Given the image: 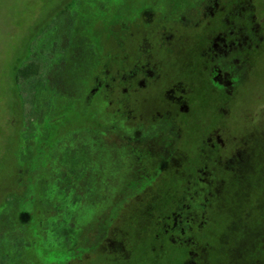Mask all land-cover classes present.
Wrapping results in <instances>:
<instances>
[{
  "label": "rangeland",
  "instance_id": "374dc122",
  "mask_svg": "<svg viewBox=\"0 0 264 264\" xmlns=\"http://www.w3.org/2000/svg\"><path fill=\"white\" fill-rule=\"evenodd\" d=\"M109 1L112 4L120 0H0V264H64L65 247L77 237L74 226L79 220L75 213L67 219L64 211L74 212L79 196L76 191L70 193L69 200L63 196L65 174L60 164L78 156L79 144L75 141L79 143L85 136L92 141L95 136L94 125L87 126L90 116L86 110L99 115V97L87 105L85 96L90 88L85 87L92 79L93 66H99L98 52L109 50L111 26L122 17L119 5L113 7L111 17L104 13V4ZM122 1L132 5L138 2ZM146 1L140 0L135 6L140 9ZM250 2L241 0L238 8ZM260 5L264 15V2ZM245 12L241 20L227 27L212 20L206 31L209 36L215 31L228 32L237 23L252 40L254 54L246 65L249 70L227 100V108L233 134L248 137L255 147V176L243 190L232 181L224 192L212 188L213 202L205 211L206 234L196 233L200 264H264V181H258L264 177V19L259 14L255 24ZM192 31L180 32L188 56L200 48L187 41ZM34 55L41 72L32 99L29 96L25 101L22 99L27 94L21 95L15 75L17 68ZM200 100L196 107L201 112L213 111L219 101L208 97ZM183 118L190 120L193 116ZM100 125L105 128L102 120ZM183 129L195 143L198 126L190 124ZM62 134L65 139L60 142ZM89 152L84 154L85 164L90 162ZM184 165L183 172L188 173ZM182 182L183 174L169 171L148 187L153 190L118 202L116 239L123 245L121 252H126L132 262L189 263L188 251L181 253V248L172 246L171 237L162 232L168 226L165 218L172 213V202L179 198ZM80 185L86 186L85 182ZM87 199L85 204L95 200ZM202 213L201 207L195 209V216L201 220ZM83 220L94 221L91 217ZM87 226H92L91 222ZM159 229L162 231L157 234ZM104 239H99L97 248L86 246L85 251L90 248L92 254L71 264H119L100 254L106 247Z\"/></svg>",
  "mask_w": 264,
  "mask_h": 264
},
{
  "label": "flooded vegetation",
  "instance_id": "af4514ba",
  "mask_svg": "<svg viewBox=\"0 0 264 264\" xmlns=\"http://www.w3.org/2000/svg\"><path fill=\"white\" fill-rule=\"evenodd\" d=\"M137 1L135 5L140 2ZM240 1L147 0L140 9L122 0L104 4L108 17L116 5L121 8L122 17L108 32L107 53L100 51L95 56L99 66L92 68V79L85 87L90 88L89 92L84 89L87 105L99 97V115L86 110L90 116L87 126L94 125L95 136L92 141L86 136L79 143L75 141L79 144L78 156L60 164L65 174L63 196L68 199L72 191L79 196L74 212L64 211L67 219L75 213L79 220L74 226L75 241L65 247L64 264L87 258L92 254L90 248H97L99 239L104 238L106 247L101 248L100 254L119 264H137L121 252L123 245L116 239L118 202L153 190L148 187L169 171L183 174V182L179 198L172 202V213L166 215L168 226L157 234L164 232L171 237L172 246L181 248V253L188 251V264H200L196 233L206 234L205 211L212 205L213 189L224 192L233 182L243 190L249 186L250 177L255 176V147L249 144L248 137L233 134L227 108V100L249 70L246 65L254 54L252 40L237 23L228 32L215 31L209 36L206 31L212 20L227 27L241 20L245 11L255 24L259 14L264 19L260 5L264 0H251L250 5L238 8ZM186 29H193L187 41L200 47L190 56L180 33ZM80 53L86 54L84 50ZM206 97L219 101L213 111L201 112L196 106ZM189 116L193 118H183ZM190 124L198 126L197 139L192 138L195 143L183 129ZM86 129L80 130L88 133ZM63 135L60 142L66 133ZM88 151L92 156L85 164L84 154ZM184 162L188 173L183 172ZM82 182L85 188L81 187ZM87 197L95 198L94 202L85 204ZM193 201L199 204L193 205ZM199 207L203 220L195 216ZM84 217L94 221L83 220ZM90 222L92 226H87ZM86 246L90 248L85 251Z\"/></svg>",
  "mask_w": 264,
  "mask_h": 264
},
{
  "label": "trees",
  "instance_id": "16d2710c",
  "mask_svg": "<svg viewBox=\"0 0 264 264\" xmlns=\"http://www.w3.org/2000/svg\"><path fill=\"white\" fill-rule=\"evenodd\" d=\"M37 55L31 56L26 62L21 64L17 68V72L15 75L17 86L20 89L21 95L24 97V95L27 96V98H23L22 100L27 101L28 97L30 96L32 99V96L35 92V87L38 83V77L40 76L41 72V66L38 63V58H34ZM33 57V58H32ZM35 59V60H34ZM264 177H260L258 180L264 181Z\"/></svg>",
  "mask_w": 264,
  "mask_h": 264
}]
</instances>
